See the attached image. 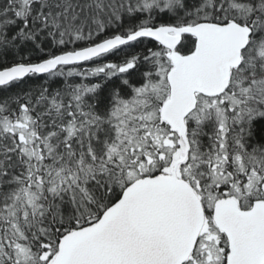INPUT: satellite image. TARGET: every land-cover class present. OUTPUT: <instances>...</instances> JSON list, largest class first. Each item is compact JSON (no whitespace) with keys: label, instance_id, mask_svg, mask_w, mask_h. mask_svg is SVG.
<instances>
[{"label":"snow or ice","instance_id":"6c2138e0","mask_svg":"<svg viewBox=\"0 0 264 264\" xmlns=\"http://www.w3.org/2000/svg\"><path fill=\"white\" fill-rule=\"evenodd\" d=\"M0 264H264V0H0Z\"/></svg>","mask_w":264,"mask_h":264}]
</instances>
